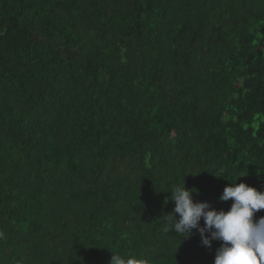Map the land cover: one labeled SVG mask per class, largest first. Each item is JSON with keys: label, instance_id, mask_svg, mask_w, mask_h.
<instances>
[{"label": "trees", "instance_id": "16d2710c", "mask_svg": "<svg viewBox=\"0 0 264 264\" xmlns=\"http://www.w3.org/2000/svg\"><path fill=\"white\" fill-rule=\"evenodd\" d=\"M241 182L264 192V0H0V264H214L170 189L227 211Z\"/></svg>", "mask_w": 264, "mask_h": 264}, {"label": "clouds", "instance_id": "9594fccd", "mask_svg": "<svg viewBox=\"0 0 264 264\" xmlns=\"http://www.w3.org/2000/svg\"><path fill=\"white\" fill-rule=\"evenodd\" d=\"M170 191L175 207L163 216L171 225L168 231L174 229L186 239L196 230L202 244L208 247L212 241H220L214 264H264V216L254 218L264 210V192L243 182L230 183L219 197L222 202L232 201L230 209L224 211L212 208L208 202H194L195 190L187 189L184 183ZM110 264H142V261L113 253Z\"/></svg>", "mask_w": 264, "mask_h": 264}]
</instances>
